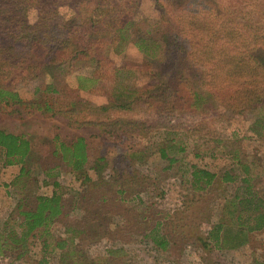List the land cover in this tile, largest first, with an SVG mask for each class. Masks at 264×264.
Returning a JSON list of instances; mask_svg holds the SVG:
<instances>
[{"label": "rangeland", "instance_id": "1", "mask_svg": "<svg viewBox=\"0 0 264 264\" xmlns=\"http://www.w3.org/2000/svg\"><path fill=\"white\" fill-rule=\"evenodd\" d=\"M77 1H127V5L135 6L140 18L156 24L160 11L172 0ZM184 1H191L189 7L193 14H203L201 16L214 24L222 22L225 29L257 37L258 43H264V40L260 42V37H264V0ZM197 1H204L206 12ZM105 53L117 64L128 60L140 64V70L144 67L142 55L131 43L110 47ZM111 64L103 62L101 67H96L85 61H75L71 66L67 62L45 66L29 80L15 85L19 98L30 104L0 102V128L23 134L30 142L31 149L23 166L30 169L34 194L48 195L53 189L52 182H58L68 217H61L51 229L53 237L47 240L50 245L44 246L43 238L34 232L29 238L28 252L13 264H44L42 260L45 264H59L58 248L52 247L51 240L71 235L65 228L73 225L72 218L81 217L86 221L81 237L86 238L80 246L83 256L76 259L100 258L106 248L122 245L127 250V257L121 258L124 264L264 263V227L249 233L247 241L237 248H215L207 238L215 223L229 218L231 199L236 187L241 185L240 180L214 184L207 191H197L189 182L190 165L214 172L233 168L240 174L241 167L232 160V154L236 153L242 163L250 164L252 188L264 195V130L252 126L253 115L232 114L214 104L207 110L178 112L175 119L170 120L174 128H158L154 125L162 121L159 113L144 106L122 110L98 108L106 103L104 93L113 81ZM79 74L97 75L99 84L94 86L80 80L87 87L78 89L76 77ZM114 78L118 85L136 88L147 81V74L118 72ZM72 99H77L79 104L71 108L69 101ZM43 103L52 105L53 110L36 108ZM112 118H138L147 127L143 131L107 133L108 126L100 123ZM55 135L64 142L82 136L90 156L89 163L101 155L106 160L99 172L86 168L92 180L102 175L106 180L104 187L92 191L75 208L72 205L82 191V182L59 156L52 153ZM160 147H164L167 157L175 159L168 169H164L167 159L160 156ZM113 164L116 171L122 170V178L128 179L122 194L115 193ZM20 166L4 165L0 150V229L16 203L12 180ZM44 172L49 174L46 176ZM106 190L112 193L102 195ZM98 196L106 200L99 205L100 212L88 204ZM88 197L91 198L87 200ZM97 217L103 223L101 232H97L94 225L93 219ZM155 223H160L158 230L166 233L169 239L165 249L157 247L153 238L146 235Z\"/></svg>", "mask_w": 264, "mask_h": 264}, {"label": "trees", "instance_id": "2", "mask_svg": "<svg viewBox=\"0 0 264 264\" xmlns=\"http://www.w3.org/2000/svg\"><path fill=\"white\" fill-rule=\"evenodd\" d=\"M190 2L167 1L168 7L160 11L156 24H152L140 18L135 6L127 5V1L0 0V102L30 104L19 98L15 85L29 80L45 66H59L62 62L71 66L75 61H85L101 67L106 62L112 63L109 69L113 81L104 93L106 103L98 108L122 110L144 106L162 118L161 123L156 122L154 126L174 128L170 120L175 119L178 112L207 110L218 104L232 114L253 115L252 126L264 130V43H258L257 37L229 31L222 22L214 24L201 16L203 14H193ZM197 4L206 12L204 1ZM263 40L264 37H260V42ZM126 42L142 55V70L136 62L126 60L117 64L107 57V49ZM130 71L146 73L147 81L136 88L118 85L114 78L117 73ZM88 75H77L78 89L87 87L80 80L94 86L99 84V76ZM75 103L79 101L72 99L69 106L72 108ZM36 108L53 110L48 103ZM100 124L108 126L107 133L143 131L147 127L138 118H112ZM54 142L52 153L82 182V191L72 205L75 208L92 191L104 187L106 180L102 175L92 180L86 168L99 172L106 160L101 155L89 163L82 136L64 142L55 135ZM30 149V142L23 134L0 128L3 164H21L12 180L16 203L0 229V264H13L22 258L28 252L29 238L34 232L43 238L44 246L50 245L47 240L53 237L51 229L61 217L68 218L58 182H52L50 194H34L30 169L23 166ZM158 151L167 159L164 169L170 168L175 159L166 156L164 147ZM232 160L241 167V175L233 168L214 172L190 165L189 170L190 185L197 191H207L214 184L237 179L241 182L231 199L229 218L215 223L207 233L215 248H237L247 241L249 233L264 227V195L252 188L250 164L242 163L236 153L232 154ZM112 169L116 171L115 164ZM121 174L122 170H118L114 177L117 194L124 193L127 186L128 179ZM110 193L106 190L102 195ZM105 201V197L98 196L88 204L100 212L99 205ZM71 220L73 225L65 228L71 235L51 240L52 247L58 248L59 264H124L121 258L127 257V250L122 245L106 248L100 258L76 259L83 256L80 246L86 238L81 237L86 221L83 217ZM93 221L97 232H101V219L97 217ZM158 225L160 223L150 227L146 235L153 238L157 247L165 249L169 239L158 230ZM42 261L45 264V260Z\"/></svg>", "mask_w": 264, "mask_h": 264}]
</instances>
